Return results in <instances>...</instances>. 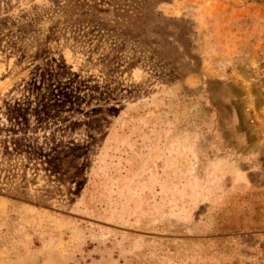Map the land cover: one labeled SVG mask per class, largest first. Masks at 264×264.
<instances>
[{
	"label": "rangeland",
	"instance_id": "374dc122",
	"mask_svg": "<svg viewBox=\"0 0 264 264\" xmlns=\"http://www.w3.org/2000/svg\"><path fill=\"white\" fill-rule=\"evenodd\" d=\"M0 264H264V0H0Z\"/></svg>",
	"mask_w": 264,
	"mask_h": 264
}]
</instances>
